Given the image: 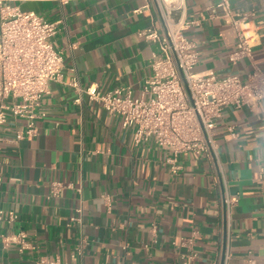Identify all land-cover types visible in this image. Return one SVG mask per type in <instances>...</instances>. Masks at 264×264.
I'll list each match as a JSON object with an SVG mask.
<instances>
[{
	"label": "crops",
	"instance_id": "0c3cea01",
	"mask_svg": "<svg viewBox=\"0 0 264 264\" xmlns=\"http://www.w3.org/2000/svg\"><path fill=\"white\" fill-rule=\"evenodd\" d=\"M220 1L185 2L181 20L192 23L184 33L199 52L194 72L244 79L253 66L264 67V0H226L227 7L218 6ZM12 3L59 21L52 42L63 52L64 66L62 82H51L40 101L45 117L37 122V135L11 142L23 127L15 119L2 131L0 209L14 211L16 218L0 219V264H181L189 252L195 254L192 264H218L225 250L229 264H264V100L255 108L226 106L216 124L218 162L182 154L181 171L173 176L166 151L152 141L135 145L118 116L67 85L76 76L82 88L130 86L139 94L151 74V56L160 50L139 35L150 27L160 30L153 5ZM226 8L247 14L259 36L251 56L236 63L229 60L236 31ZM54 180L66 187L48 199ZM224 195L236 199L229 211ZM18 232L28 245L3 244L2 234ZM189 237L191 249L181 244Z\"/></svg>",
	"mask_w": 264,
	"mask_h": 264
},
{
	"label": "built area",
	"instance_id": "2783aa9c",
	"mask_svg": "<svg viewBox=\"0 0 264 264\" xmlns=\"http://www.w3.org/2000/svg\"><path fill=\"white\" fill-rule=\"evenodd\" d=\"M12 1L15 0H0V141L4 126L15 119L23 122L11 139L18 143L37 135V122L45 117L39 108L40 101L49 94L51 82H62L64 57L52 42L59 21L22 10ZM185 2L146 0L142 6L153 5L160 30L150 27L139 35L157 42L160 50L151 56V74L144 79L139 94H134L130 86L105 92L95 84L82 88L76 76L67 81V85L84 92L108 114L118 116L122 128L132 130L135 145L152 141L166 151L165 163L173 176L181 171L182 154L192 153L210 163L218 162L216 124L226 106L255 108L264 100V67L253 66L244 79L236 74L217 77L194 72L199 52L195 42L184 33L192 23L181 20ZM217 5L227 7V2L221 0ZM176 13H180L178 18ZM225 16L236 31V44L229 60L236 63L249 58L259 42L256 29L250 25L247 14H231L226 8ZM228 130L234 134L232 128ZM65 187L61 181H52L48 199L57 197ZM235 201V197L224 195L225 210L229 211ZM76 212L80 213V209ZM15 218L14 211L0 209V219L12 222ZM70 220L80 217L72 216ZM1 238L5 246L11 242L19 243L21 248L28 245L24 232L2 234ZM181 244L191 249L193 238H185ZM194 256L186 253L181 264H192ZM229 258L230 253L223 251L218 264H229ZM247 263L255 264L253 259ZM35 264H58V261L39 259Z\"/></svg>",
	"mask_w": 264,
	"mask_h": 264
}]
</instances>
